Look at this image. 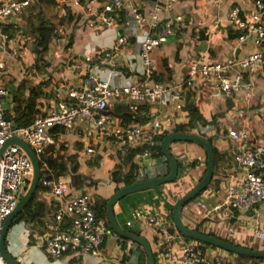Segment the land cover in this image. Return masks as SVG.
<instances>
[{
	"label": "crops",
	"instance_id": "1",
	"mask_svg": "<svg viewBox=\"0 0 264 264\" xmlns=\"http://www.w3.org/2000/svg\"><path fill=\"white\" fill-rule=\"evenodd\" d=\"M89 1L31 0L21 13L0 19V23L7 29L3 30L0 26V78L5 80L17 77L8 84L10 94L4 99L5 116L11 114L14 116L17 107L20 113L21 107L28 99H34L37 110L32 119L36 115L53 110L56 108L57 100L61 98L69 100L68 89L83 85L89 74H94L98 79L114 87L137 81L145 73L143 60L139 56L140 43L151 31L159 29V24L168 21L174 28V32L168 38L173 35L167 38V41L155 45L149 51V57L154 65V79L175 85L174 95L167 104L156 102L141 104V108L147 112V118L142 122L148 123L155 118L161 121L162 129L167 128L171 131L174 130L173 126L188 122L189 115L185 105L191 102L196 105L207 123L197 122L193 131H198L199 125H207L208 128L203 135L211 136L213 148L220 154L212 177L213 182H209L208 187L203 189L196 202L199 201V206L202 201L210 205L222 203L229 180L239 173L232 160V154L240 146L237 141L230 138L228 129L246 127L251 135V145L264 144V69L256 75L245 74V78L248 79L250 76L253 81L254 95L247 96L246 90H238L230 99V104L214 93L215 82L209 76H195L192 79L185 77L187 65L193 58L203 56L205 60L224 61L234 56H242L254 49L249 42L236 41V31L229 21V12L233 5H238L240 13L248 16L255 9V0H127L141 9L145 16L144 20L137 22L132 15L125 13L118 24L109 27L103 25L93 14L99 11L104 0H94L92 8L87 9ZM156 5L160 8L155 11ZM66 6L73 14L72 19L64 17ZM50 8L52 12L48 14ZM38 12L45 17L49 16L48 19L55 23L57 29L48 49L40 55L49 62L45 68L34 62L35 34L31 31L30 19L35 23ZM153 12H156L154 19L151 18ZM153 20L155 25L157 24L156 27L152 25ZM178 23H181L179 25L182 28L177 31L175 26ZM10 32L14 33L9 36ZM121 33L126 34L128 40L116 45L117 37ZM261 49L264 51V47ZM106 52L113 55L116 61L114 66L110 65L104 56ZM87 55L90 59L85 61ZM234 73L235 70H229L226 75L233 77ZM27 76H33L35 80L29 85L21 84L19 79L21 77L27 79ZM43 76L46 82L42 80ZM35 84L37 87H33ZM121 103H126L124 98L114 97L111 108ZM129 110L135 113L130 108ZM119 121L123 124L120 119ZM88 129L94 130V126L82 118L75 119L71 128L52 127L50 132L53 140L46 144L44 152L39 155V161L41 168L47 169L46 174L60 176L71 184L68 172L58 176L53 174L45 159V153L52 156L56 154L77 156L78 172L88 176L92 182L74 186L75 190H71V194L82 190L88 192L95 203H99L103 198H108L117 187L124 185L122 181L117 183L111 179L113 170L117 168L120 171L125 170L121 163L123 152L114 139H104L94 132L87 135ZM144 142L146 141L135 142L133 146L148 144ZM145 150L135 157L138 165L134 180L165 175L169 170V163L164 154L154 155L148 149ZM170 150L177 160L183 162L178 168L177 178L159 184L158 189L156 186L149 188L151 191L141 196L127 194L119 199L113 208L119 224L138 228L155 249L159 248L163 239L160 233L156 235L155 227L148 223V215L153 213L168 215L164 202L174 203L203 176L206 166V152L194 142L175 140L171 142ZM217 180H220V185ZM145 196L149 200L151 196L152 198L158 196L160 203L154 205L153 202L146 201V198L138 201ZM34 199L38 203L36 207L32 204V207L42 212L18 220H14V217L6 234L9 252L23 264H138V248L111 235L105 237L99 248V255L84 253L74 255L71 252H64L57 257L51 256L44 250L43 235L53 230L54 212L63 199L55 197L43 186L37 190ZM196 202L192 205H196ZM238 210L232 220L230 208L227 204H222L211 215L205 217L199 226L203 230L215 231L235 241L247 244L260 241L264 245V236L256 234L259 230L264 232V201L258 202L253 208ZM186 214L185 220L193 223V219L189 215L186 217ZM205 253L219 254L230 263L235 260V254L217 247H206ZM242 264H264V261L258 263L243 261Z\"/></svg>",
	"mask_w": 264,
	"mask_h": 264
},
{
	"label": "built area",
	"instance_id": "2",
	"mask_svg": "<svg viewBox=\"0 0 264 264\" xmlns=\"http://www.w3.org/2000/svg\"><path fill=\"white\" fill-rule=\"evenodd\" d=\"M30 2L31 0L1 1L0 19L21 13ZM93 2L94 0L89 1L87 9L92 8ZM159 8L156 5L155 11ZM121 11L123 14L132 15L137 22L145 18L141 9L127 0H104L99 11L93 14L103 25L109 27L121 21ZM151 18H156V12H153ZM229 21L236 31V41L249 42L254 49L242 56H234L224 61L205 60L203 56L193 58L187 65L185 77L192 79L195 76H209L215 82L214 93L225 100L231 99L235 92L241 89L246 90L247 96L254 95L253 81L250 76L248 79L245 78V74L256 75L264 69V51L261 49L264 47V1L255 0V9L248 16H243L239 6L233 5L229 12ZM152 25H155L154 20ZM158 28L147 34L140 43L139 56L143 60L145 72L143 77L135 82L114 87L98 79L94 74H89L83 85L68 89L69 100L58 99L55 109L36 115L26 125L15 123L13 114L5 116L4 99L10 92L0 80V147L7 138L18 136L27 142L39 158L46 144L53 140L50 129L54 126L71 128L77 118H82L94 126V130L86 131L87 135L94 132L104 139H114L122 152L129 145H135V142L153 140L162 130L160 120L152 118L148 123L139 120L124 125L110 108L114 97L124 98L139 119L147 113L141 108V104L154 102L167 104L172 99L175 85L154 79V65L149 57V51L165 41L174 32V28L168 21L159 24ZM127 40V35L121 33L117 37L116 45ZM104 56L110 65L116 64L113 55L109 52ZM84 59L89 60V55ZM229 70H235L233 77L226 75ZM207 128V125H199L196 132L204 134ZM227 133L240 146L232 154V160L239 173L229 180L222 203L212 205L206 201L200 203L196 212L201 217L211 215L222 204L237 209H248L264 201V144L251 145V135L246 127L229 128ZM44 166L47 168L45 164ZM46 170L41 175L39 183L63 201L61 200L54 212L53 230L43 235L44 250L54 257L64 252H71L74 255L83 253L99 255V248L105 237L111 235L117 238L116 233L111 232L105 220L96 215L93 209L95 202L88 192L81 190L71 194V190L75 188L69 181L63 180L60 176H50L46 174ZM31 175L32 164L26 152L16 144L7 145L0 155V228L3 219L11 212L17 199L25 191ZM147 219L148 223L159 230L165 242L164 250L159 255L161 264H228L223 256L208 255L203 252L198 242L186 239L173 225L169 214L153 213L149 214ZM256 234L264 236L261 230ZM0 264H7L1 253Z\"/></svg>",
	"mask_w": 264,
	"mask_h": 264
},
{
	"label": "trees",
	"instance_id": "3",
	"mask_svg": "<svg viewBox=\"0 0 264 264\" xmlns=\"http://www.w3.org/2000/svg\"><path fill=\"white\" fill-rule=\"evenodd\" d=\"M64 11H65L64 17L66 19H72L73 18V14L70 12V9L68 8V6L64 7ZM36 14H37V16H36L35 23H34L33 19H30L31 31H33V33L35 34L34 43H33V51H35V60H34V62H35V64H39L40 67L45 68L46 66L49 65V62L44 60L43 57L40 56V55H41L42 52H44V51H46L48 49L49 42H50L52 36L57 32V29H56L55 23H53L50 19H48L49 16L45 17L44 15H41V12H38ZM123 16H124L123 11H121V17H123ZM179 24H181V23H178L177 26H175L177 31L181 30V28H182V27H180ZM0 26L2 27L3 30L7 31L5 25L0 23ZM13 33L14 32H10L9 36L12 35ZM44 82H46V80ZM33 87H37V84L33 85ZM33 87H31V88H33ZM35 92H36V90H35ZM227 102H229V104H230V102H231L230 99L227 100ZM21 109L22 110L19 113L18 112V107H17V112L14 115V121L17 124H26V123H28L29 121L32 120V117H33L34 113L37 111L36 107H35L34 99H28V101L25 103V105L23 107H21ZM185 109L188 112L189 120H188V122L186 124L183 123V124H177V125L173 126L172 129H174L175 131L190 132V131L194 130L195 125H196L197 122H201L203 124L207 123L206 118L198 111L196 105L193 102L186 104L185 105ZM110 110L112 111V113L114 115L119 117V119L122 121L123 124L135 123L136 121H139V120H140V122H142L144 119L147 118L146 116H144V117H141V118L138 119L136 114L129 110L128 105L126 103L115 104V105H113L112 108H110ZM168 131L169 130L167 128H164V129L160 130L157 133V135H155V137L153 139L154 143H148L147 145H142V146L129 145L127 147V149L121 154V163L125 167V170L124 171H120V169H118V168L113 170L111 172V179L113 181H116L117 183L122 181L123 184H129V183L135 181L134 177L136 175L137 165H138L137 161L135 160L136 155L146 151L145 149H148L154 155L155 154L156 155H163V152H162V149H161V140H162V138L164 137V135ZM207 138L209 140L212 139L211 136H209V137L207 136ZM214 153H215L214 169H216L217 165H218V158H219L220 154L217 151H215V150H214ZM45 159H46L47 164L50 167V169H51V171L53 172L54 175L58 176V175H61V174H64V173L68 172L70 174L71 185H73V186H80V184H85V183L92 182V180L90 178H88V176H85V175H83V174L78 172L79 161L77 160V156H75L74 154H69V155L56 154V155L52 156L49 153L48 154L45 153ZM165 159H166V161L168 163L167 158H165ZM177 161H178V168H180L183 165V162L181 160H177ZM205 164H206V158H205ZM204 172H205V170H204ZM204 172H203V174H204ZM41 174H44V168H41ZM213 179L214 178H212L210 183L213 182ZM86 180H88V182ZM217 182L220 185V180H217ZM210 183H208V185ZM208 185H207V187H208ZM219 185L217 186V188L219 187ZM41 186L42 185L38 182V185H37V187L35 189V192L33 194V199H31L32 201L30 203H28L15 216L14 220H18V219H20V218H22L24 216L26 217L28 215L29 216L30 215H35L37 212H42V211H38V210L35 209V207L37 206L38 201H36L34 199L37 190ZM159 186L160 185L156 186L155 188L158 189ZM191 188L192 187H189L186 190V192L188 190H190ZM150 191H151V189L140 190V191H136V192H133L131 194H128V196L129 195H133V194H140V196H141L142 194H144L146 192H150ZM201 192H203V190L200 191L195 197L189 199L188 202H186L183 205L182 209H181V218L183 219V221L188 226L193 227V228H195V229H197V230H199L201 232L212 234V235L217 236L219 238L229 240L231 242L243 245V246L248 247V248L264 250V245L260 241H257L254 244L242 243V242H239V241H235V240H233V239H231V238H229L227 236L221 235V234H219V233H217L215 231H211V230L208 231V230L201 229L200 226H199V223H201V221H203L205 217L199 216L197 214V212H196V210L199 207V205H198L199 201L198 202H196V201L199 200L198 197H199V194ZM159 193H160V191L157 194H159ZM185 193H183L182 195H184ZM181 196H179L178 198H180ZM157 197L158 196H153V198H152V196H151V197H149L150 198V200H149L148 197L146 198V196H145V197L139 198L138 201H142V200H144L146 198L145 199L146 201H151V202L154 203V205H156L157 203L158 204L160 203V200H158ZM107 199L108 198H103L99 203L96 202L93 205V209L95 210L97 216H100V217H102L105 220L108 228L110 229L111 232H113V230L111 229L108 221L106 220L105 210H106ZM195 202H196V205H192ZM32 204H34L35 207H32ZM164 204H165V206L167 208L169 216L172 219V215L171 214H172L173 203L169 202V201H165ZM196 206H198V207L196 208ZM228 207L231 210V219L233 220L239 210L237 208H235V207H231V206H228ZM30 209L32 211H30ZM187 210H189V211L185 212ZM185 214H186V217L189 215L190 218L193 219V223L192 222H188V221L185 220ZM172 221H173V219H172ZM173 225H174V223H173ZM123 227L128 229V230L134 231V232H136L138 234L144 235L138 228H135L132 225H127V226L125 225ZM155 231L157 232L156 235L158 233H160L158 229H155ZM116 235H117V238H119V240L121 242H127L128 241L132 245H135L138 248V259H139L138 264H147L146 254L144 252L143 247L139 243L134 242V241H132V240H130L128 238L122 237V236L118 235L117 233H116ZM184 237L186 239H190V240H194V241L198 242L200 244V246L202 247L203 252L205 251L206 247H216L215 245H212V244H209V243H205V242H202V241H199V240L191 239V238L186 237V236H184ZM5 242H6V240H5ZM164 246H165V242L163 241L160 244L158 249L152 248L156 264H161V263H159L160 262L159 252L164 250ZM225 251H227V250H225ZM227 252L230 253V254H235V260H234L233 263H230L227 259L224 258V260L227 261L228 264H242L243 261H252L254 263H258V262L264 261V258L251 257V256H248V255H245V254H238V253L236 254V253L231 252V251H227ZM163 264H173V263H163Z\"/></svg>",
	"mask_w": 264,
	"mask_h": 264
},
{
	"label": "water",
	"instance_id": "4",
	"mask_svg": "<svg viewBox=\"0 0 264 264\" xmlns=\"http://www.w3.org/2000/svg\"><path fill=\"white\" fill-rule=\"evenodd\" d=\"M175 140L194 142L203 147L206 152V166L203 176L192 186L190 190H188L184 195H182L173 203L171 215L176 229L186 237L215 245L216 247L234 252L236 254L238 253L245 254L251 257L264 258V250L248 248L243 245L231 242L229 240L219 238L212 234L201 232L193 227L188 226L181 218V209L183 205L188 202L189 199L195 197L208 185V183L213 177L215 170V153L211 140H209L205 135L195 131L183 132L171 130L164 135L161 140V149L169 163V170L165 175L153 176L141 180H135L129 184H124L122 186H119L108 197L106 202L105 213L106 220L108 221L111 229L118 235L139 243L143 247L144 252L146 254L147 264H156L152 246L147 237L142 234H138L134 231L128 230L124 228L121 224H119L115 217L113 208L115 203L127 194L149 189L159 184L173 181L177 178L178 161L170 150V144ZM142 143L143 142H141V144ZM144 143H154V140ZM9 144H16L26 152L32 164V175L25 191L17 199L11 212L2 221V225L0 228V253L7 264H23L9 252L7 244L5 242L6 234L15 215H17L32 199L34 191L41 177V165L33 149L27 144L26 141H24L21 137L18 136H11L3 142L2 146L0 147V155L2 154L4 148Z\"/></svg>",
	"mask_w": 264,
	"mask_h": 264
},
{
	"label": "rangeland",
	"instance_id": "5",
	"mask_svg": "<svg viewBox=\"0 0 264 264\" xmlns=\"http://www.w3.org/2000/svg\"><path fill=\"white\" fill-rule=\"evenodd\" d=\"M51 12H52V9L50 8V10H48L47 11V13L48 14H51ZM52 18H55V19H57L55 16H52ZM56 37H58V36H56ZM27 61H28V59H26ZM30 73V71L29 72H27V74H29ZM17 78V77H16ZM16 78H13V79H11V78H5V80L3 79H1L2 80V82L4 81V84L8 87V84L9 83H12V81L13 80H15ZM43 78H44V76H43ZM32 80H35V78H33V76H27V79L25 78H23V77H21L20 79H19V82L22 84V83H26V84H28L29 85V83H31V81ZM43 81L45 80V78L44 79H42ZM26 81V82H25ZM9 88V87H8ZM10 91V90H9Z\"/></svg>",
	"mask_w": 264,
	"mask_h": 264
},
{
	"label": "clouds",
	"instance_id": "6",
	"mask_svg": "<svg viewBox=\"0 0 264 264\" xmlns=\"http://www.w3.org/2000/svg\"><path fill=\"white\" fill-rule=\"evenodd\" d=\"M38 158V157H37ZM39 159V158H38ZM40 162V161H39ZM41 165V164H40Z\"/></svg>",
	"mask_w": 264,
	"mask_h": 264
}]
</instances>
